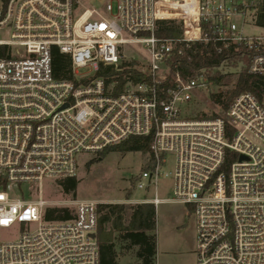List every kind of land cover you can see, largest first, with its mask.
Returning <instances> with one entry per match:
<instances>
[{
	"label": "built area",
	"instance_id": "2783aa9c",
	"mask_svg": "<svg viewBox=\"0 0 264 264\" xmlns=\"http://www.w3.org/2000/svg\"><path fill=\"white\" fill-rule=\"evenodd\" d=\"M187 1L184 7L182 3ZM264 0H0V264H99L98 202L74 200L67 218L45 217L41 197L77 175L82 154L96 156L131 136L153 132L137 188L171 179V195L144 202L188 207L195 221L196 264H264ZM177 35H157L163 22ZM253 30H257L254 32ZM195 42L231 48L217 67L181 75L169 66ZM124 44L139 45L144 76L115 91L95 73L117 66ZM52 46L71 75L52 76ZM259 77L212 118H188L193 91L213 82L227 61ZM238 59V60H237ZM87 67L86 72L79 68ZM66 105V106H64ZM243 155V159L239 157ZM172 160L171 171H166Z\"/></svg>",
	"mask_w": 264,
	"mask_h": 264
},
{
	"label": "rangeland",
	"instance_id": "374dc122",
	"mask_svg": "<svg viewBox=\"0 0 264 264\" xmlns=\"http://www.w3.org/2000/svg\"><path fill=\"white\" fill-rule=\"evenodd\" d=\"M80 7L88 6L100 9L106 0H79ZM115 5V0H111ZM177 23V22H176ZM257 32V30H253ZM121 59L134 62L137 68L145 65V52L139 45L124 44L120 48ZM238 60V59H237ZM240 62V61H239ZM235 59L227 61L221 66L223 75L221 84L208 85L206 88L193 91V99L184 107V116L188 118H212L221 115L223 111L210 98L211 93L225 92L234 85L239 73L240 63ZM87 67L79 68V72H86ZM95 157L94 161L89 162ZM82 160L90 158L86 163L79 162L77 175L78 184L74 194L63 195L58 185L51 184L50 179H45L41 188V197L51 204L70 205L72 209L74 200L90 199L98 203H118L126 208L132 200L152 198L157 191L160 197L171 195V179L162 177L158 180L156 190L154 187L140 189L136 181L141 172L146 168L149 159L148 153L139 150H113L103 156L82 154ZM172 160L167 162L166 171H171ZM135 202V201H134ZM55 207H63L55 205ZM68 207V206H65ZM155 234L157 239V253L161 262L165 264H196L195 255V221L191 210L177 203L161 202L155 207ZM16 234L15 229L0 230V237L7 239ZM168 253L165 256V253ZM172 258V260H171Z\"/></svg>",
	"mask_w": 264,
	"mask_h": 264
},
{
	"label": "trees",
	"instance_id": "16d2710c",
	"mask_svg": "<svg viewBox=\"0 0 264 264\" xmlns=\"http://www.w3.org/2000/svg\"><path fill=\"white\" fill-rule=\"evenodd\" d=\"M5 1V0H4ZM264 9V5H263ZM179 25L173 21L163 22L157 29V35H177L179 33ZM51 52V68L52 76L56 79L68 78L71 75L70 59L67 54L61 53L57 47L52 46ZM233 51L231 48L219 50L217 44L208 42L207 44L195 42L191 48L184 49L182 57H172L169 62L171 68H175L174 64L178 61L177 70L181 75L192 73L199 68H213L217 67L225 58H232ZM100 76L108 84L116 81L115 91L121 89L127 78L136 81L144 79L143 74L137 69L134 62H126L119 58L117 66L99 64L98 70L95 73ZM223 75L218 72L209 75V79L214 84H221ZM257 83H263L262 79L247 72L246 68H242L235 78L234 85L226 89L225 92L218 91L211 93L210 98L217 104L224 112L230 101L241 91L249 90L257 91ZM219 115H214V117ZM153 140V132L143 136H131L121 143L105 148L96 156H103L105 152L113 150H139L145 153L150 152V145ZM95 157L91 158L89 162L94 161ZM151 166L148 161L146 168ZM78 179L74 177H67L58 181V187L63 195L74 194ZM98 217L96 240L99 247V264H117L115 261V252L111 245H105L102 240V224L110 218V214H115L117 218H121V213H125L126 208L123 204L118 203H98ZM129 219L127 231L125 235L130 238L133 244H137L136 258L139 264H154V255L156 253L155 235L153 233H146L155 228V207L151 203H134L128 206ZM71 215L67 207H53L47 210L45 217L53 218H67Z\"/></svg>",
	"mask_w": 264,
	"mask_h": 264
},
{
	"label": "crops",
	"instance_id": "0c3cea01",
	"mask_svg": "<svg viewBox=\"0 0 264 264\" xmlns=\"http://www.w3.org/2000/svg\"><path fill=\"white\" fill-rule=\"evenodd\" d=\"M149 199V198H145ZM133 203H150L141 200H132ZM135 201V202H134ZM100 215V213H99ZM121 218H117L116 215L110 214V218L102 224V240L105 245H111L115 252V261L117 264H139L136 258L137 244H133L129 237L125 235L127 231L128 219L130 213H121ZM146 233H153L155 236V229L147 231ZM156 242V253L154 255V264H163L157 253V239ZM167 252L164 254L167 256ZM172 260V258H171ZM165 264H170L167 261Z\"/></svg>",
	"mask_w": 264,
	"mask_h": 264
},
{
	"label": "water",
	"instance_id": "95a60500",
	"mask_svg": "<svg viewBox=\"0 0 264 264\" xmlns=\"http://www.w3.org/2000/svg\"><path fill=\"white\" fill-rule=\"evenodd\" d=\"M64 106H66V105H64ZM244 158V156L243 155H241L240 157H239V159H243Z\"/></svg>",
	"mask_w": 264,
	"mask_h": 264
},
{
	"label": "bare ground",
	"instance_id": "6f19581e",
	"mask_svg": "<svg viewBox=\"0 0 264 264\" xmlns=\"http://www.w3.org/2000/svg\"><path fill=\"white\" fill-rule=\"evenodd\" d=\"M186 3H187V1H185V3H182V5L185 7L186 6Z\"/></svg>",
	"mask_w": 264,
	"mask_h": 264
}]
</instances>
